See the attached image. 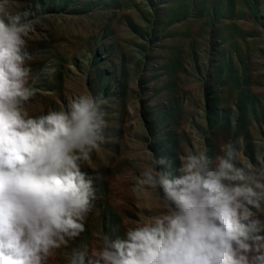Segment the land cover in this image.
Masks as SVG:
<instances>
[{"label":"rangeland","instance_id":"1","mask_svg":"<svg viewBox=\"0 0 264 264\" xmlns=\"http://www.w3.org/2000/svg\"><path fill=\"white\" fill-rule=\"evenodd\" d=\"M11 3L34 19L27 50L41 90L30 111L89 90L109 99L111 142L87 169L98 199L84 242L94 244L102 226L134 224L145 205L160 207L154 193L131 192L145 145L175 164L193 146L214 157L229 139L254 163L264 155V0ZM46 66L55 73L42 74Z\"/></svg>","mask_w":264,"mask_h":264},{"label":"clouds","instance_id":"2","mask_svg":"<svg viewBox=\"0 0 264 264\" xmlns=\"http://www.w3.org/2000/svg\"><path fill=\"white\" fill-rule=\"evenodd\" d=\"M33 30L29 12L0 0V264H264V155L254 163L239 139L214 157L193 146L178 164L145 145L131 192L160 207L82 240L98 199L87 169L111 142L109 99L89 90L30 111L41 90Z\"/></svg>","mask_w":264,"mask_h":264}]
</instances>
